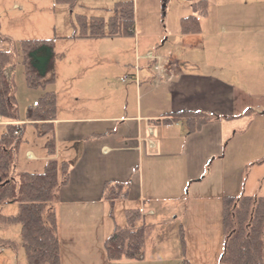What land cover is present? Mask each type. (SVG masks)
Masks as SVG:
<instances>
[{"label": "rangeland", "instance_id": "374dc122", "mask_svg": "<svg viewBox=\"0 0 264 264\" xmlns=\"http://www.w3.org/2000/svg\"><path fill=\"white\" fill-rule=\"evenodd\" d=\"M86 1L92 2V0ZM134 1L136 32L133 35L97 37L90 42L92 44L88 42L77 49L70 48V51L79 53L104 55L91 61L96 66L93 68V73L82 79H76L75 84H69L66 78L68 72L61 73L64 65L58 63L55 56V64H58V67H54L55 80L45 86L31 87L25 81L24 65L19 58L15 64L19 70L14 81L19 116L22 119L27 117L33 99L43 96L51 87H54L58 96V120L66 116L96 114L111 116V114L131 112L136 102V90L128 83L133 81L129 72L134 71L133 53L135 52H151L159 55L172 52L175 57L187 60L190 67L192 62H197L198 69L228 80L226 78L228 66H221L216 61L217 52L221 55L222 51H228V49L222 50V41L220 40L218 46L211 43L212 35L202 36L199 33L184 32L182 34L181 18L193 11L190 2L187 0ZM233 2L234 0H226L219 4L221 0H208V18H204L205 31L215 32V36L219 37L223 32L225 35L230 33L234 26ZM111 3V0H93V6H90L93 8L77 7L76 11L109 16L111 11L108 7ZM13 4H17V7ZM218 5L222 7L220 14L216 10ZM61 7L67 6L54 0H0L2 13L0 21L4 27L12 21L14 32L18 35L8 34L11 40L20 39V36L50 38L56 30L69 32L71 20L74 22V14L60 10ZM5 32L6 29H0L1 38L5 37ZM11 44L8 45L12 50L16 44L14 42ZM66 48L67 46L65 50ZM57 52L56 48V54ZM152 61L153 59L148 57L144 60L147 76L142 80L145 81L142 87V102L145 105V112L164 113L171 110V100L168 94L165 96L163 93L164 85L152 70ZM208 63L216 65L212 67ZM231 93V97L236 101L226 103L225 100L222 119L209 125L205 124L201 132L188 133V125L184 120L168 125L163 132L165 137H168L167 140H172V143L168 144L161 138V153L151 150L147 146V141L142 142L140 139L146 133L147 125H144L143 130L138 133L133 124H123L121 120L109 124L116 131L105 138L108 145L114 146L108 155L121 162L113 172L114 176H118L117 180L124 179V181L137 180L139 176H143L146 193L151 194L153 189L157 192L156 197L151 201H153L152 206L159 213V219L146 216L145 230L148 236L145 241L146 247L143 245L142 264H180L183 256L193 264L217 262L225 243L219 222L223 197L225 195L238 197L243 193L253 196L264 195V97L257 98V93L246 91ZM255 97L257 99L252 101L255 107L248 108L246 104L241 105L243 100H251ZM159 117L155 116L150 120V123L157 127V133L151 135L155 139H160L162 134L160 128L165 127L164 124H158ZM0 125L6 128V125ZM25 126L26 129L23 124H19V136L22 138L20 146L23 147L27 143L36 148L46 147L48 135L40 134L36 125ZM3 128H0V134ZM127 143L129 150L126 148ZM57 144V147L60 145L64 148L67 141L62 140V143L57 141ZM137 145L142 146V149H137ZM77 157L76 151H73L69 158L72 160ZM19 158V169L27 168L23 152H20ZM135 166H139L140 175L137 170L133 172ZM71 174L73 177V172ZM129 201L124 197L115 198L113 217H110L112 224L114 222L123 224L122 226L128 224L125 208L134 204ZM148 206L147 200L145 209H148ZM17 210L16 201L3 204L1 207V211L7 214L15 213ZM173 223L184 224L182 233L186 242L185 255L179 252L177 235L176 244L174 243V237L170 232V225ZM0 235L16 241L15 245H1L0 264H27L21 224L14 222L0 225Z\"/></svg>", "mask_w": 264, "mask_h": 264}, {"label": "crops", "instance_id": "0c3cea01", "mask_svg": "<svg viewBox=\"0 0 264 264\" xmlns=\"http://www.w3.org/2000/svg\"><path fill=\"white\" fill-rule=\"evenodd\" d=\"M111 1L112 3L109 7L113 5L115 0ZM187 1L190 2L189 5L192 7L191 2L193 0ZM223 1L226 0H221L219 4H222ZM107 2L109 3V1ZM79 3L80 4L77 6L78 8H93L90 7L93 6V0L92 2L79 0ZM13 5L16 6L17 4ZM64 5L67 6L66 4ZM59 9L68 14H74V10L70 9L68 6ZM221 9L222 7L218 5V9L216 10H218L219 14ZM211 12L212 10H210L209 13ZM83 13L88 14L87 12ZM91 14L93 13L88 15ZM1 15L2 13L0 12V17ZM204 18H208L207 15L202 18L201 30L195 32V34L199 33V35L202 36H204V34L212 35L210 41L213 45L220 46L221 40L222 50L228 49V51H222L221 55L219 52L216 54V61L219 65H226L229 68L228 76L226 77L228 80L198 69V67H196L198 66L197 62H192V66L190 67V63L187 60L175 57L172 52L167 55L152 54L151 52H135L133 53L134 71L129 72L133 81L128 83L129 86L136 90V102L131 112L126 111L123 113L111 114V116L96 114L93 116H66L60 118V120H58L57 117L55 119V130L58 137L57 141H59V143H62V140L64 142L67 141L64 148H61L60 145L57 147L58 144L56 143V156L69 161L71 173L73 172V177L70 173L68 183L61 186L59 197L54 204L58 214L62 264H142L143 262L141 259L144 256L122 257L118 259H110L107 256L106 238L113 231L116 224H123L117 222L112 224L110 222V217H113V215L110 213V204L105 196L107 192L105 183L111 181L114 189H120V194L117 198L124 197L130 200L129 203L134 202L133 206H128L127 208H138L141 211V215L136 221V227L142 228L143 236L146 235L144 237V247H146L145 241L148 236V232L145 230L146 216H152L157 220L159 219V213L154 206H152L153 201H151L156 197L157 192L153 189L151 194L149 192L146 193V187L142 181L143 176H139L137 180H117L119 178L118 176H114L115 174H113V172L116 171L121 162L120 160L116 161L114 157H109L108 154L111 153L114 146L108 145V142L105 140L107 136L113 134L116 130L108 133L105 132L109 129H114V127L109 125L110 123L121 120L123 124H133V126L137 128L138 133L143 130L144 125H147L146 133L144 136H141L142 138L140 139H142V142L147 141V146H149L151 150L161 153L162 150H160V148L162 139L166 140L168 144L172 143V140H167L168 137H165L163 131L168 125H174L175 123L168 124L158 121V124H164L165 126L162 127V129L160 128L162 133L161 137L160 139H155L151 136L157 133V127L152 125L150 120L155 116L161 117L163 114L158 115V113L163 112H145V105H143L142 102V87L145 82L142 80L147 76L146 63L144 60L147 57L153 59L151 68L157 79L164 85L162 89L163 93H165V96L168 94L170 97L171 110L193 109L214 113L215 119L206 125L222 119V109L225 100L226 103L229 101H236L235 98L231 97L232 91L240 93L243 91L257 93V98L264 97V0H234V26L228 35H225V32H223V34L220 35L221 37H219L215 36V32L205 31L206 21H204ZM2 28L6 29V35L4 34L5 37H0V48L11 49L9 45H12V42L16 44V40L19 38L15 41L11 40L8 34L11 36L18 34L14 32L12 21L6 24L5 27L0 21V29ZM73 29V21L71 20V29L69 32H58L56 30L52 36L56 38V48L58 49L56 60L58 63L64 65V69L61 73L64 71L68 72V74L66 73V78L69 84H75L74 81L76 79L90 76L93 73V68L96 67L91 61L99 59L100 56H104L89 52L79 53L77 51H70V48L74 50L88 42V44H92L90 42H93V40L97 38L72 37ZM24 37L26 36H20V38ZM32 37L48 38L49 36ZM65 46H67L66 50ZM14 49H16V46ZM204 56L206 55L204 54ZM212 61H214V59H212ZM156 65H158V67H156ZM208 65L215 67L216 64L208 63ZM55 66L58 67V64H55ZM17 70H19L17 65H11L5 69V74L8 77L12 75L15 77ZM56 71H58V69H56ZM48 91H54L56 93L54 87L46 90V92ZM56 98L57 106L59 107L57 93ZM257 98L243 100L244 102L241 105L246 104V107L253 108L255 105L252 101ZM38 99L34 98L33 103ZM233 107H235L234 103ZM247 112H249V110ZM216 114L220 116L216 117ZM19 118L20 119L13 122L17 125L23 124L24 129H26V124L36 125L34 121L28 120L27 117L22 119L21 116H19ZM10 122L12 121L3 117L0 119V124L6 125L5 129L0 125V128H3L0 136L8 130V124ZM77 123L86 125L78 126L76 125ZM201 131L202 128L194 132L199 133ZM126 148H128V150L130 149L128 143ZM137 149H142V146L137 145ZM47 150V145L43 148H36L27 143L23 147L22 145L19 146L16 169L31 171L43 170L45 161L49 157ZM73 151H76L78 157L70 160L69 157H71ZM20 152L24 154L27 168L19 169ZM136 170L140 175L139 166L133 168V172H136ZM119 183L121 184L120 186ZM147 200L149 206L148 209H145ZM219 222L223 235L225 236L222 225V208L219 214ZM149 224L153 225V223ZM183 225V223H173L170 225V232L174 237L175 244L176 235L178 236L179 252L181 255L183 252L181 242V230L183 229ZM160 245H162V243H160Z\"/></svg>", "mask_w": 264, "mask_h": 264}, {"label": "trees", "instance_id": "16d2710c", "mask_svg": "<svg viewBox=\"0 0 264 264\" xmlns=\"http://www.w3.org/2000/svg\"><path fill=\"white\" fill-rule=\"evenodd\" d=\"M74 10L72 37L127 36L135 33V1L115 0L109 7V16L75 11L79 0H55ZM193 12L181 18V30L195 33L201 30L202 18L208 15V0H193ZM56 38H20L16 49L0 48V116L11 120L8 130L0 136V225L19 222L27 264H62L58 214L55 202L62 185L70 179V163L56 156L57 98L48 91L29 106L27 119L34 121L40 134H47L49 157L41 171L17 170L18 148L22 141L19 125V107L14 76L5 69L15 65L19 58L24 65L26 82L31 87L45 86L56 78ZM215 119V114L193 109L169 110L159 119L163 123L185 121L188 133L200 130ZM109 129L105 133L112 132ZM100 133V134H105ZM106 199L113 215L115 198L120 189L111 181L105 183ZM116 184V183H115ZM114 184V185H115ZM121 184L119 183V186ZM18 203L15 213L1 211L3 204ZM128 224H116L106 238V253L110 259L142 257L143 229L136 227L141 215L138 208L125 209ZM222 225L225 231L224 249L220 259L210 264H264V195H225L222 201ZM181 230L183 255L186 242ZM10 237L0 235V245H15ZM181 264H193L183 256Z\"/></svg>", "mask_w": 264, "mask_h": 264}, {"label": "built area", "instance_id": "2783aa9c", "mask_svg": "<svg viewBox=\"0 0 264 264\" xmlns=\"http://www.w3.org/2000/svg\"><path fill=\"white\" fill-rule=\"evenodd\" d=\"M156 67H158V65H156ZM35 104H37V102H35ZM0 119H1V116H0ZM2 249V246H0V250Z\"/></svg>", "mask_w": 264, "mask_h": 264}, {"label": "water", "instance_id": "95a60500", "mask_svg": "<svg viewBox=\"0 0 264 264\" xmlns=\"http://www.w3.org/2000/svg\"><path fill=\"white\" fill-rule=\"evenodd\" d=\"M220 115L216 114V117H219Z\"/></svg>", "mask_w": 264, "mask_h": 264}]
</instances>
